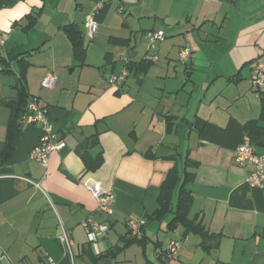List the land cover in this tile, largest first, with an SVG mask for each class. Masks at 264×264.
<instances>
[{
	"label": "crops",
	"instance_id": "1",
	"mask_svg": "<svg viewBox=\"0 0 264 264\" xmlns=\"http://www.w3.org/2000/svg\"><path fill=\"white\" fill-rule=\"evenodd\" d=\"M54 1L0 0V31L5 34L0 46V152L11 118L8 102L17 94L22 56L29 62L26 91L38 97L57 138L65 142L63 148L49 154L45 168L29 158L40 127L21 125L12 155L0 165L2 264H48L49 258L57 264H156L157 251L172 239L178 240V246L168 264H264V187L248 186L246 177L252 164L238 165L233 160L245 124L264 126V87L256 88L251 82L254 60L264 51V21L258 20L264 14V0H195L199 12L188 14L185 20L191 23L194 18L197 24L202 18L203 26L211 30L217 25L229 36L222 52L216 48L205 56L216 61L234 52L236 57L224 64L232 62L233 66H225L224 73L211 71L203 90L204 85L200 88L192 74L195 66L206 62L200 52L191 49L183 63V77L161 89L154 96L156 103L128 88L130 76L140 84L148 71L141 76L130 73L116 89L108 82L99 86L86 79L81 83V70L76 77L67 73L68 66L74 70L93 64L86 61L89 50L84 63L74 58L63 26L77 25L84 41V17L95 0H74L68 12L69 0H59L53 11L64 15L54 14L47 25L43 14ZM113 1L96 14L99 23ZM111 45L110 50L117 51L119 45ZM7 59L9 71L3 69L2 60ZM121 61L119 66L113 64L112 74L123 70ZM48 71L56 74L51 89L40 86ZM96 128L99 134L93 141ZM253 146L264 154V142ZM185 156L195 164L193 179L186 184L192 193L188 216L199 219L207 232L217 235L209 241L214 248L205 250L195 233L183 236L182 227L166 235L170 231L159 229L165 227L164 222L150 221L144 244L131 243L114 253L113 249L122 245L121 238L130 236L127 218L145 217L156 209L166 173L180 166ZM94 159H98L97 165L92 164ZM24 177L40 182L41 188ZM88 178L113 194L111 216L97 211V200L83 185ZM88 217L108 225L96 243L87 239L83 222ZM59 223L70 231L73 259L58 241ZM160 232L165 233L164 241ZM106 252L109 254L97 260L90 255Z\"/></svg>",
	"mask_w": 264,
	"mask_h": 264
},
{
	"label": "rangeland",
	"instance_id": "2",
	"mask_svg": "<svg viewBox=\"0 0 264 264\" xmlns=\"http://www.w3.org/2000/svg\"><path fill=\"white\" fill-rule=\"evenodd\" d=\"M58 1L59 0H55L54 4L51 2L52 7L46 9L43 14L42 21H45L47 25L50 17L54 14L57 15V17L59 15H64L63 13L56 14L53 11V6L55 7ZM102 1L105 2L103 3L105 6L112 0ZM88 2L89 1H86L85 3L86 7L89 4ZM113 2L114 3L108 7V10H106L105 18L102 22L99 23L97 21L96 14L103 9L101 8L95 14L94 20L97 24V29L92 40H88L84 37L86 51L89 50L87 52L86 61H92L93 64L82 65L80 67L76 66L74 70L73 66H68L66 68V72L75 74V77L79 75L81 70L83 74V79L80 81L81 83L88 79L93 81L96 85H104L108 82V80L104 78L106 75H116L111 73V68L114 63L119 66V63L122 62L121 59L125 57L138 60L147 54H157L159 60L151 63L142 83L139 84L133 75L128 78L129 91L136 94V91L139 90L140 96L143 94L146 96L147 100L156 103L154 96L160 93L161 89H165L164 87L172 86L173 83L177 84L175 79L177 80V78L183 77L184 75L183 63L177 60L178 49L180 47L185 46L189 47L190 50L192 49L200 52V57L202 56L201 60L206 62L204 66H195V70H193L194 74H192V78H197L201 83L199 87L202 86V84L204 85L203 90L208 86V83L205 84V80L211 71L220 73L226 69L225 66H233L232 62L228 65L224 64L229 63L227 61H229L232 56L236 57L232 55L234 52H228L225 58L223 57L216 61L211 60V56H205L209 53L213 54L216 48H219V51L222 52L223 47L226 46V41L229 40V36L224 34L222 30L219 31L220 27L217 25L209 30L210 28L203 26L204 23L202 22V18H198L199 21L197 24L194 18L192 19L194 22L192 21L191 23L185 20L188 14L195 15L196 12H199L200 8L196 6L197 3L195 0H142L141 3L137 5L123 4V2L135 3L137 0H114ZM74 3V0H69V5L68 7L66 6L65 12L70 11ZM61 5H63V9H65L66 2L64 1ZM76 10L77 14H80L78 9ZM53 18V21L57 19L56 16ZM263 18L264 14L263 16L261 15L258 20L264 21ZM76 21L78 24L81 23L80 18H77ZM150 29H162L165 33V39L152 49L147 48L145 39V32ZM112 37L130 38V44L121 46V44L115 43ZM111 44L119 45L116 46L118 47L117 51L110 50V47L113 46ZM226 53L227 51L225 54ZM213 61H215V63ZM197 75H199V77H197ZM110 87L116 89L117 86ZM170 234H172V232L166 235ZM159 236L161 241H164L166 238L164 232H160Z\"/></svg>",
	"mask_w": 264,
	"mask_h": 264
},
{
	"label": "trees",
	"instance_id": "3",
	"mask_svg": "<svg viewBox=\"0 0 264 264\" xmlns=\"http://www.w3.org/2000/svg\"><path fill=\"white\" fill-rule=\"evenodd\" d=\"M35 17L32 16L31 20H34ZM32 23V22H31ZM63 31L65 32L67 38L69 39L73 51L74 58L81 63L85 61V53L86 47L83 41V34L81 29L73 24L69 23L63 26ZM114 41L121 45L129 44L128 38H115L112 37ZM22 54V53H21ZM17 57L18 54H15ZM13 57V58H14ZM5 63L3 69L9 71L7 68L9 60H2ZM124 68L127 71V76L130 73H134V75H144L151 66L152 61L147 59L145 56L140 58L139 60L129 59V57H125ZM28 60L22 56L19 59V78L17 79L16 89L17 94L16 97L8 102V105L11 108V118L9 120L7 126V136L5 140L4 147L0 152V165L6 162L9 157L12 155L17 139L21 132V124L20 118L27 111L28 103L33 98L36 97L34 95H29L25 88V70L28 67ZM140 78V77H139ZM141 79V78H140ZM122 87V86H121ZM120 87V88H121ZM38 100V97H36ZM264 104V103H263ZM262 115L264 117V111H262ZM96 127V125H95ZM244 134H246L252 145H260L264 142V126H259L254 122H248L244 126ZM99 134V130L96 128L95 133L92 135L93 141L96 139V136ZM257 152V151H256ZM93 165L98 164V159H94L92 162ZM194 162L187 159V157L181 158L180 166H173L167 173L159 186V193L156 198L157 207L151 213L146 215L144 218L146 220L145 224L140 228L141 235L133 236L130 234V231L127 227L129 237H122L121 240L122 245L117 246L113 249L114 253L120 252L126 246L131 243H139L144 244L145 238V227L148 222L156 221L157 223L164 222V228L159 227V229H163L165 232H173L178 227H182V235L185 236L188 233H195L200 237L199 244L205 249L214 248L212 244H209L210 240H214L216 238V234L207 232L201 221L195 217L190 218L188 216L190 206L192 203V193L189 189L186 188L187 182L191 181L194 176V171L191 170L194 167ZM127 226V221H126ZM159 243V247H161V242L156 241V244ZM109 252L106 253H97L95 256L90 253L94 260L101 258L102 256L108 255ZM156 264H168V260L173 257L172 254L169 253L167 248H160L156 254ZM149 264H154L149 262Z\"/></svg>",
	"mask_w": 264,
	"mask_h": 264
},
{
	"label": "built area",
	"instance_id": "4",
	"mask_svg": "<svg viewBox=\"0 0 264 264\" xmlns=\"http://www.w3.org/2000/svg\"><path fill=\"white\" fill-rule=\"evenodd\" d=\"M103 7L102 0H95L91 9L86 13L83 21L85 29V35L89 40L93 38L97 29V24L94 20L95 14ZM145 39L147 42V48H155L156 45L165 39V33L162 29H150L145 32ZM5 42V34L0 31V46ZM191 50L189 47H181L178 51L177 60L185 63L190 57ZM145 57L152 62L158 61L159 56L157 54H147ZM127 71L123 69L116 75H110L108 77V83L110 86H117L120 88L125 81ZM56 81V74L53 71H48L40 81V86L44 88H53ZM251 82L256 88L264 87V51L254 60L252 68ZM21 125L37 124L40 127V135L37 144L30 150L29 158L37 161L43 167L46 168L48 163L49 154L53 150H59L64 147L65 142L62 139L57 138L51 124L48 122L45 110L38 103L36 97H33L27 107V111L19 119ZM233 160L238 165H244L247 162L252 164V169L246 177V184L248 186L264 187V154L256 152L254 146L250 143L249 137L244 134L243 141L237 146L233 153ZM46 173V172H45ZM34 187L41 188V184L38 181H33L24 177ZM83 185L92 193L97 200V211L111 216L113 213V194L101 187L100 183L92 178H88L83 182ZM144 217L127 218V227L130 234L133 236H140V228L145 224ZM83 226L86 229L87 239L90 243H96L98 236L104 234L108 225L100 223L92 218L88 217ZM58 241L65 254H68L73 259V240L70 236V231L67 230L62 223H59ZM178 246V240L172 239L168 242L166 248L170 254L174 255ZM3 255L0 254V264H2ZM10 264V263H9ZM48 264H57V262L49 258Z\"/></svg>",
	"mask_w": 264,
	"mask_h": 264
},
{
	"label": "water",
	"instance_id": "5",
	"mask_svg": "<svg viewBox=\"0 0 264 264\" xmlns=\"http://www.w3.org/2000/svg\"><path fill=\"white\" fill-rule=\"evenodd\" d=\"M141 1H142V0H137V2H135V3H124V2H123V4H124V5H137V4H140Z\"/></svg>",
	"mask_w": 264,
	"mask_h": 264
}]
</instances>
